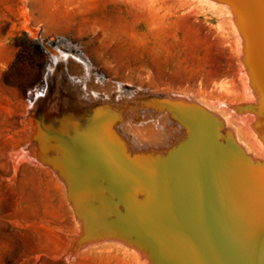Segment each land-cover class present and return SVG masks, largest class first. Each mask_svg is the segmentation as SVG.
<instances>
[{"label":"rangeland","instance_id":"374dc122","mask_svg":"<svg viewBox=\"0 0 264 264\" xmlns=\"http://www.w3.org/2000/svg\"><path fill=\"white\" fill-rule=\"evenodd\" d=\"M169 1L176 7L0 0V264H154L137 236L125 231L130 216L118 222L116 215L129 207L149 232L172 231L173 213L168 219L162 208L137 210L123 196L141 188L161 203L169 192L173 206L176 191L186 188L188 182L179 183L182 168L165 152L183 134L166 104L172 100L209 109L250 155L264 159L255 121L260 95L247 74L231 7ZM87 125L100 141L112 135L111 143L92 142ZM69 135L76 142H64ZM78 142L93 148L91 154L73 150ZM69 151L81 183L77 201L59 162Z\"/></svg>","mask_w":264,"mask_h":264},{"label":"water","instance_id":"95a60500","mask_svg":"<svg viewBox=\"0 0 264 264\" xmlns=\"http://www.w3.org/2000/svg\"><path fill=\"white\" fill-rule=\"evenodd\" d=\"M219 1L228 4L238 17L237 24L244 35L247 51L245 62L260 95L256 111L264 116V0ZM166 104L182 126L183 134L165 152L179 169L182 168L185 177L180 181L182 185L195 183L199 178L212 181L200 194L211 195L213 202L174 225L171 233L161 240V247H156L157 243L153 241L156 246L151 249L145 242L152 238L146 225L133 218L135 211L128 207L126 213L118 212L117 221L122 222L130 216L133 223L126 227L128 234L137 236L155 264H264V159L250 155L229 131L222 129L220 118L201 104L193 105L185 100ZM91 126L87 125L84 132L92 137V142H110L100 141L98 132ZM262 136L264 138V128ZM64 142L76 140L69 135L64 137ZM78 148L83 149L86 156L92 152L84 143ZM59 162L65 166L61 170L69 181L70 194L76 200L82 191L80 181L70 167L72 153L69 151ZM98 183L106 186L101 181ZM167 195L165 202L160 203L155 195L140 188L125 197L137 210L140 207L163 208L170 219L172 203L169 193ZM116 197L120 199L118 195ZM103 222L83 233L93 232Z\"/></svg>","mask_w":264,"mask_h":264},{"label":"bare ground","instance_id":"6f19581e","mask_svg":"<svg viewBox=\"0 0 264 264\" xmlns=\"http://www.w3.org/2000/svg\"><path fill=\"white\" fill-rule=\"evenodd\" d=\"M140 1V0H139ZM143 3H144V5H146V7H148L149 9H156V8H162V9H166V10H169V9H171L172 7H176L175 6V3L174 4H171V2L169 1V0H141ZM205 1H208V2H210V3H213V4H216V3H220L221 1H219V0H205ZM132 2V1H131ZM180 3V2H179ZM178 3V4H179ZM160 4V5H159ZM177 4V5H178ZM140 6V5H139ZM141 7V6H140ZM145 7V6H144ZM145 7V8H146ZM178 8V7H177ZM147 9V8H146ZM150 10V11H151ZM164 11V10H163ZM232 11V10H231ZM233 12V11H232ZM159 13V12H158ZM232 18H233V20H234V22H235V24H236V26L238 27V24H237V15L236 14H234V13H232ZM232 24H233V22H232ZM234 27H235V25H234ZM238 29H239V27H238ZM239 32L241 33V35H242V38H243V40H244V35L242 34V32L240 31V29H239ZM244 43H245V40H244ZM244 53V63H245V65L247 66V64H246V62H245V58H246V56H247V51H246V46H245V49H244V51H243ZM243 57V56H242ZM243 63V64H244ZM243 66V65H242ZM247 69H248V71H247V74H249L250 75V71H249V67L247 66ZM244 70V69H243ZM249 72V73H248ZM244 73V72H243ZM246 73V72H245ZM244 73V74H245ZM247 74H245V75H247ZM250 78H251V75L249 76ZM251 81V83H252V79L250 80ZM249 81V82H250ZM250 85V84H249ZM252 88H253V91L256 93L257 91H256V88H255V86L253 85V83H252ZM251 88V89H252ZM249 89V88H248ZM250 89V90H251ZM252 91V92H253ZM251 93V92H250ZM258 93V92H257ZM259 94V93H258ZM260 97V96H259ZM258 100H259V98H258ZM173 101V100H172ZM175 101V100H174ZM258 102V101H257ZM191 104H193V103H191ZM257 104V103H256ZM194 105V104H193ZM101 109H102V107H100ZM99 109V108H98ZM107 109V108H106ZM103 114V113H102ZM91 116V115H90ZM106 116H107V114H106ZM105 116V117H106ZM86 117V116H85ZM103 117V116H102ZM93 118V117H92ZM108 118V117H107ZM86 119V118H85ZM89 119V118H88ZM103 120V119H102ZM107 120V119H106ZM67 121V120H66ZM86 121H87V119H86ZM93 121H96L95 119L93 120ZM256 122H260L259 123V127L261 128L260 130H261V133H262V129L264 128V116H258L257 117V120H255ZM97 122V121H96ZM110 122H112V121H109V123ZM70 123V122H69ZM80 123V122H79ZM82 123V122H81ZM77 124V123H76ZM84 124V123H83ZM101 124V123H100ZM257 124V123H256ZM81 125V124H80ZM99 125V124H98ZM103 125V124H102ZM104 125H105V122H104ZM97 126V125H96ZM40 127V126H39ZM258 127V126H257ZM107 129V128H106ZM109 130H110V128H109ZM36 131V130H35ZM38 131V130H37ZM101 131V130H100ZM34 132V131H33ZM41 132V131H40ZM39 132V133H40ZM78 132V131H77ZM35 133V132H34ZM110 133V132H109ZM103 135H105L104 133H103ZM79 136V135H78ZM99 136V135H98ZM105 137V136H104ZM107 137H108V135H107ZM107 137H106V140H109V139H107ZM113 136L111 135V138H112ZM92 138V137H91ZM81 139V138H80ZM101 140V139H100ZM110 141V140H109ZM103 142V141H102ZM113 142H115V141H112V144H113ZM73 143V142H72ZM89 143H91V142H89ZM97 144H99L100 145V143H98V142H96ZM95 143V144H96ZM108 143H111V141L110 142H108ZM92 144V143H91ZM102 144V143H101ZM118 144V143H117ZM74 145V149L73 150H76V148H78L75 144H73ZM78 145H79V142H78ZM102 146V145H101ZM104 146V145H103ZM98 147V146H97ZM96 148V147H95ZM109 148V147H108ZM91 149H93V148H91ZM120 149V148H119ZM101 150V149H100ZM103 150H105L104 148H103ZM116 150V149H115ZM80 151H82L81 149H80ZM79 151V152H80ZM106 151V150H105ZM105 151H104V153H105ZM72 152V151H71ZM75 152V151H74ZM117 152H118V150H117ZM117 152H115V153H117ZM122 152V151H121ZM83 153V152H82ZM114 153V152H113ZM114 153V154H115ZM76 154H77V152H76ZM118 154L120 155V152H118ZM85 155V154H84ZM83 157V156H82ZM86 157V156H85ZM109 157V156H108ZM120 157H122V156H120ZM98 158V157H97ZM116 159H118L117 157H116ZM121 159V158H120ZM75 160V159H74ZM86 160V159H85ZM97 160V159H96ZM111 160H113L112 159V157H111ZM164 160V159H163ZM76 161V160H75ZM80 162V161H79ZM86 162H88V161H86ZM92 162V161H91ZM119 162V161H118ZM76 163V162H75ZM89 163V162H88ZM93 163V162H92ZM83 164V163H82ZM95 164V163H94ZM103 164H106V163H103ZM78 165H80V163H78ZM88 165V164H87ZM72 166V165H71ZM84 166V165H83ZM91 166V165H90ZM94 166V165H93ZM166 166V165H165ZM85 167V166H84ZM96 167V166H95ZM72 168V167H71ZM73 168H74V166H73ZM78 168V167H77ZM116 168V167H115ZM177 168V167H176ZM100 169V168H99ZM116 170H117V168H116ZM115 170V171H116ZM118 170H120V169H118ZM94 171V170H93ZM121 171V170H120ZM179 171H180V169H179ZM82 172V171H81ZM104 172V171H103ZM105 172H107V171H105ZM127 172V171H126ZM77 173V172H76ZM87 173V172H86ZM99 173V172H98ZM117 173V172H116ZM129 173V172H128ZM134 173V172H133ZM139 173V172H138ZM145 173V172H144ZM169 173V172H168ZM167 173V174H168ZM90 174V173H89ZM93 174V173H92ZM92 174H90V176L89 177H91V175ZM131 174V173H130ZM143 174V173H142ZM170 174V173H169ZM172 174V173H171ZM87 175V174H86ZM134 175H135V173H134ZM77 176V175H76ZM94 176H96L95 174H93V177ZM103 176V175H102ZM146 176V175H145ZM144 176V177H145ZM158 176V175H157ZM156 176V177H157ZM160 176V175H159ZM158 176V177H159ZM169 176V175H168ZM86 177V176H85ZM98 177V176H97ZM143 177V178H144ZM147 177V176H146ZM162 177V176H161ZM181 177V176H180ZM88 178V177H87ZM103 178H104V176H103ZM106 178V177H105ZM122 178V177H121ZM136 178V177H135ZM164 178V177H163ZM170 178V177H169ZM176 178V177H175ZM174 178V185L176 184L175 182L178 180L177 178V180ZM81 179V178H80ZM93 179V178H92ZM112 179V178H111ZM115 179V178H114ZM113 179V180H114ZM95 180H96V177H95ZM106 180V179H105ZM107 180H110V177H109V179L107 178ZM112 180V181H113ZM121 180V179H120ZM123 180V179H122ZM129 180H130V178H129ZM137 180V179H136ZM140 180V179H139ZM171 180V179H170ZM84 181H85V179H84ZM83 181V182H84ZM90 181H91V178H90ZM179 181V180H178ZM208 181V180H207ZM206 181V182H207ZM211 181V180H210ZM210 181L209 182H207V183H210ZM82 182V181H81ZM82 182V183H83ZM93 182V181H92ZM97 182H98V180H97ZM96 182V183H97ZM115 182H117V181H115ZM119 182H121V181H119ZM123 182V181H122ZM127 182V181H126ZM137 182V181H136ZM147 182V181H146ZM146 182H145V184H146ZM152 182H154V180L152 181ZM172 182H173V180H172ZM85 183V182H84ZM83 183V184H84ZM91 183V182H90ZM107 183V182H106ZM112 183V182H111ZM133 183V182H132ZM138 183V182H137ZM143 183V180H142V182H141V184ZM155 183H157V182H155ZM180 183V182H179ZM81 184V183H80ZM88 184V183H87ZM86 184V185H87ZM98 184V183H97ZM109 184V183H108ZM120 184V183H119ZM148 184H149V182H148ZM164 184V183H163ZM167 184V183H166ZM85 185V186H86ZM94 185V184H93ZM110 185H112L113 186V184H110ZM109 185V186H110ZM117 185V184H116ZM147 185V184H146ZM151 185H153V183L151 184ZM161 184H159V186H160ZM173 185V184H172ZM181 185V184H180ZM205 183H204V179L203 178H199L198 179V181L196 180L195 181V183H192V184H190V183H188V184H186V188L184 189V190H178V191H176V193L174 194V195H176L175 196V200L173 199L174 197V195L172 196V199L174 200V205L172 206V213L175 215L174 217V219H175V221L171 224V226L169 227L170 229H173V227H174V225H176L177 223L179 224V223H181L184 219H186L187 220V218L189 217V215L192 213V212H197V211H199V210H204L205 208H206V205L207 204H211L212 202H213V199L211 198V195H207L206 197L205 196H202V194H200L201 192L200 191H202V189L205 187ZM89 186V185H88ZM118 186H121V185H118ZM132 186V185H131ZM139 186V185H138ZM145 186V185H144ZM179 186V185H178ZM82 187H84L83 185H82ZM98 187H100V184H99V186ZM111 187V186H110ZM115 187V186H114ZM124 187V186H123ZM146 187V186H145ZM163 187V186H162ZM182 187V186H181ZM101 188V187H100ZM120 188V190H121V188L122 187H119ZM127 188V187H126ZM130 188V187H129ZM132 188V187H131ZM136 188V187H135ZM138 188H140V187H138ZM146 188H148V186L146 187ZM150 188V187H149ZM158 188V187H157ZM164 188V187H163ZM166 188V187H165ZM169 188H171V185H170V187ZM97 189H99V188H97ZM107 189V188H106ZM123 189V188H122ZM137 189V188H136ZM135 189V190H136ZM167 189V188H166ZM115 190V189H114ZM149 190V189H148ZM169 190V189H168ZM116 191V190H115ZM114 191V192H115ZM119 191V190H118ZM128 191L130 192V190L128 189ZM155 191H156V188H155ZM162 191V190H161ZM160 191V192H161ZM132 192H134V191H132ZM126 193H127V191H126ZM131 193V192H130ZM169 193V192H168ZM167 192H166V194H168ZM162 195H163V193H161ZM165 194V193H164ZM165 194V195H166ZM126 195V194H125ZM125 195H123V196H125ZM122 196V195H121ZM168 196V195H167ZM156 197V196H155ZM162 197V196H161ZM164 198H165V196H163ZM98 198V197H97ZM163 198V199H164ZM122 199V198H121ZM125 199V198H124ZM95 201V200H94ZM126 201V200H125ZM129 203V202H128ZM94 205V204H93ZM128 205V204H127ZM127 209V208H126ZM149 209V208H148ZM92 210V209H91ZM133 210V209H132ZM135 210V209H134ZM162 210H163V208H162ZM151 211V210H150ZM158 211V210H157ZM161 211V210H160ZM162 212V211H161ZM143 213V212H142ZM167 213V212H166ZM165 213V214H166ZM139 214V213H138ZM149 215V214H148ZM151 215H152V213H151ZM167 215V214H166ZM150 216V215H149ZM155 216V215H154ZM134 217V216H133ZM167 217V216H166ZM165 217H163V219H164ZM136 219V218H135ZM143 219V218H142ZM153 221V220H152ZM159 220H157V222H158ZM165 221V220H164ZM169 221V220H168ZM167 221V219H166V222H168ZM173 221V220H172ZM128 222V221H127ZM130 222H132V221H130ZM144 223V222H143ZM95 224V223H94ZM121 224V223H120ZM128 224H130V223H128ZM150 224H151V222H150ZM158 224V223H157ZM144 225H146V224H144ZM161 225V227L162 228H164L163 227V225H166V223L164 222V223H161L160 224ZM121 226V225H120ZM152 226V225H151ZM154 226V225H153ZM152 226V227H153ZM155 226H157V225H155ZM149 227V226H148ZM151 228V227H150ZM122 230H123V228H122ZM160 230V229H159ZM163 231L162 232H157V233H152V232H149L150 230H147V232L150 234V236H151V238L152 239H150V237L146 240V245H147V247H149L150 249L151 248H153L154 246H156L155 245V243H157V246L156 247H161V245H162V241L164 240L163 238H165V236L167 235V231H166V229L164 230V229H162ZM125 231H126V229H125ZM164 236V237H163ZM162 238V239H161ZM162 240V241H161ZM155 243H154V242ZM136 245V244H135ZM149 256V255H148ZM148 258H150V256L148 257ZM144 259V258H143ZM152 262V260L149 262L150 264H152L151 263ZM155 264V263H154Z\"/></svg>","mask_w":264,"mask_h":264}]
</instances>
